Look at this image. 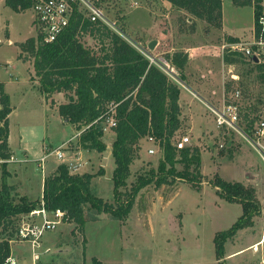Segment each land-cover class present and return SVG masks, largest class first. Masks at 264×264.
I'll return each mask as SVG.
<instances>
[{"label":"rangeland","instance_id":"obj_1","mask_svg":"<svg viewBox=\"0 0 264 264\" xmlns=\"http://www.w3.org/2000/svg\"><path fill=\"white\" fill-rule=\"evenodd\" d=\"M104 1L108 16L117 21L131 41L148 48L154 55L168 58L189 47L200 52L208 43L211 45L208 52L214 54L212 60H217L216 53L220 56L227 53L238 60L233 64L234 73H231L238 74L240 81L228 74L227 80L232 82L227 83L230 93L241 90L240 125L244 129L251 116L259 117L256 123L264 120V79L260 71L245 61L244 54L235 55L223 48L227 33L241 36V41L246 44L253 43L252 5H236L233 0H223V27L208 29L204 20L174 7L167 0ZM38 36L39 26L32 8L17 12L5 0H0V82L6 84L14 108L10 115V147L13 151L7 163L10 173L7 181L14 186L16 198L26 195L31 200L42 198L45 177L59 164L71 159L70 153L59 159L53 151L69 141L72 150L78 148L81 133L59 114L60 103L68 101L66 93V97L57 95L47 100L35 73L33 59L29 52L22 51L21 43ZM82 40H88L86 44L94 43L88 37ZM152 40L157 41L153 49L149 48ZM179 87L187 96L195 118L206 116L209 108L202 100L190 94L184 86ZM213 117L207 120L205 117L203 129L208 132L204 137L203 133L197 134L198 130L193 133L188 129L178 136L190 135L189 146L200 149L198 181L188 182L177 176L174 183L161 187H156L155 183L143 186L135 194V201L123 220L104 213L98 220L87 221L82 227L76 222L62 221L56 229L44 234L41 254L35 260L31 242L27 240L12 243L14 256L20 257L19 262L24 264H264V243L257 250L248 248L264 235L263 153L239 133L228 132L223 138L224 131L217 127ZM115 137L113 130L105 133L103 141L107 148L104 152L80 148L84 164L80 172L96 174L91 184L93 193L118 204L125 203L129 193L134 194L142 177L152 175L155 178L160 173L163 154L152 142L145 140L131 165L126 186L118 188V193L113 179L116 165L112 145ZM260 141L264 145V138ZM221 143L226 145L222 148ZM213 144L214 147L210 146ZM22 146L27 147L31 155L20 151ZM149 148L155 153H150ZM50 152L52 154L42 165V156ZM177 160L175 170H184L181 156L178 155ZM101 168L105 170L104 174L99 173ZM168 168L169 164L163 174L169 173ZM2 171L0 166V185ZM217 177L225 182H242L250 190L254 188L253 200L259 209L250 223L222 240L221 249L216 238H221V234L241 218L244 204L228 200L223 189L215 185ZM236 249L243 250L228 257Z\"/></svg>","mask_w":264,"mask_h":264},{"label":"trees","instance_id":"obj_2","mask_svg":"<svg viewBox=\"0 0 264 264\" xmlns=\"http://www.w3.org/2000/svg\"><path fill=\"white\" fill-rule=\"evenodd\" d=\"M167 1L193 17L204 20L209 25L208 29L223 26V0ZM233 1L236 5L254 7V33L259 37L262 30L259 19L264 15V0ZM5 2L17 12L32 7V0ZM100 2L105 8V1ZM85 37L91 38L93 45L86 44L88 40H82ZM226 38L230 42L239 40L231 35ZM20 45L22 51L29 52L33 59L35 73L46 99L52 98L57 92L66 93L68 101L59 105V114L81 132L78 148L98 152L106 150L107 145L103 141L105 116L111 105L116 104L114 114L118 123L111 130L116 135L112 155L116 165L113 179L118 193V188L126 186L131 165L145 140L149 141L152 137L163 157L159 163L161 174L155 178L152 175L142 177L141 185L135 187L134 194L129 193L125 203L121 201L114 204L96 196L91 186L96 174H73L65 163L59 164L45 177L40 200H31L26 195L16 198L14 186L7 181L10 174L7 163L12 157L9 137L13 106L5 85L0 82V166L3 168L0 185V264H5L11 256L12 243L19 239L23 218L40 207L42 201L49 212L61 210L65 213V221L76 222L82 227L87 221L98 220L104 213L123 220L135 201V194L148 184L155 183L156 187H161L166 183H174L177 176L188 182L198 181L201 174L200 149L190 146L177 149L176 145L178 136L186 129L180 104L181 88L159 67L151 64L128 40L103 22L91 21L76 9L69 27L54 42H43L39 32L38 37L29 38ZM234 54L241 55V52ZM25 59L28 60L26 57ZM167 59L179 69L185 79L188 53L175 52ZM224 59L226 63L238 61L227 53L224 54ZM245 59L258 68L264 79V59L260 62ZM229 92V84H226V93ZM258 120V116H251L244 126L245 132L251 133ZM210 146L214 147V144ZM178 155L185 164L182 171L175 170ZM167 164L169 173L163 174ZM99 173L104 174L105 170L101 168ZM215 185L223 189L228 200L244 204L241 218L230 230L221 234V238H216L221 249L222 240L239 227L250 223L251 217L259 209L253 200L254 188L251 191L242 182H225L219 177L216 178Z\"/></svg>","mask_w":264,"mask_h":264},{"label":"built area","instance_id":"obj_3","mask_svg":"<svg viewBox=\"0 0 264 264\" xmlns=\"http://www.w3.org/2000/svg\"><path fill=\"white\" fill-rule=\"evenodd\" d=\"M100 1L101 0H32L31 8L35 13V21L39 26L42 41L45 43H51L57 40V38L69 27L74 13L76 9H78L91 21H100L108 25L112 30L120 34L135 48H137L151 64L156 65L164 73H166L170 80H172L175 84L178 86L182 85L187 88L179 69L166 57L154 55L150 50H148V48H145L141 44H135V42L133 43V41H131L123 29L118 25L117 21L108 16ZM259 23L262 26V30L259 37L254 34L255 36L252 44H246L245 42L238 41L230 44H224L223 48H227L231 52H241L250 60H255L257 62L262 61L264 59V15L260 16ZM232 78L240 79V77L235 76V74H232ZM240 96L241 90L236 89L232 93L231 97L228 100L223 101L221 105L211 104L208 102H205V104L209 108V111L213 114L217 127L224 131L223 138H225V135L228 132L239 133L250 144L254 145L256 149L258 148L263 153L264 158V145L260 141L261 138H264V120L255 123L251 133L245 132L240 125ZM115 106L116 104L111 105L110 111L105 116L103 128L105 133L117 126L118 122L114 114ZM149 141L154 142V139L150 137ZM190 142V135H182L177 140V149H183L189 146ZM230 143L231 141H229V144ZM225 145L226 143H221L220 147L223 148ZM80 152V148L72 150V146L69 141L62 143L53 151V154L59 159H64L67 157V154L70 153L71 159L65 164H67L69 171L74 174L81 173L80 171L84 166ZM149 152L155 153V150L150 148ZM51 154L52 152L42 156V165L46 161V158ZM64 216L65 213L61 210H57L55 213L49 212L45 208L44 202L42 201L40 207L32 210L29 215L23 218L19 230L18 240H27L31 242L34 260L38 257V254H41L39 250L42 248L41 239L44 234L47 231L56 229L62 221L65 222ZM5 264H16V262L10 256Z\"/></svg>","mask_w":264,"mask_h":264},{"label":"crops","instance_id":"obj_4","mask_svg":"<svg viewBox=\"0 0 264 264\" xmlns=\"http://www.w3.org/2000/svg\"><path fill=\"white\" fill-rule=\"evenodd\" d=\"M227 35H231V34L227 33ZM233 37H238L239 38L238 41H241V36H233ZM7 43H10V41H7ZM230 43H233V42L228 41L226 38V41H224V44H230ZM209 50L211 51V45L208 43L205 44V46L200 50V52H196L197 50L195 47H189L188 49L185 50V52L189 54V60L184 69V77H185L184 81L186 83L187 89L190 92V94L200 98L204 104L205 102L215 104L216 102L214 101H217L219 102L217 104L221 105L223 101L228 100L231 97L232 93L235 91L234 90L231 93L229 92V94L226 93V84H228L227 82L230 83L231 81L230 78H229L230 80H227V77H228V74L231 75L232 73H234L233 72L234 63H226L223 53H222V56H220L219 53L218 54L216 53L215 54L216 58L218 56L217 60H212L214 59V54H212V52H208ZM196 59H200V60H196ZM235 76H238V74H235ZM235 80L238 81V79H235ZM2 83L5 85V90L8 93L6 84L4 82ZM57 95L66 97L65 93L63 92H57L53 96L56 97ZM11 102H12V98H11ZM62 103H65V102H61L60 104ZM180 104L182 105L183 117H185V120H186L185 128L193 133L196 130H198L197 134L203 133V137H204V134L208 132V131L204 132V129H203L205 126L204 124L208 118L212 119L213 115L211 114V112L208 110L206 116L199 115L198 119L195 118L194 113L189 108L190 105L188 104L187 96L182 94V88H181V94H180ZM205 117H206V120H205ZM205 130H206V127H205ZM10 137H11V128H10ZM10 137H9V143H10ZM230 144H232V141ZM21 150L28 152V149L25 146H22L20 148V151ZM28 153L31 155L30 151ZM263 239H264V235L262 234V238L259 241H256L255 243L250 245L248 248L254 247L253 249L257 250L258 249L257 247L264 243ZM12 248H13V244L11 247V258H13L16 264H24L22 263V261L21 263L19 262V260H21L20 257L14 256ZM242 250L243 249H240V250L236 249L235 251L230 253L228 257L238 254V252H241Z\"/></svg>","mask_w":264,"mask_h":264},{"label":"water","instance_id":"obj_5","mask_svg":"<svg viewBox=\"0 0 264 264\" xmlns=\"http://www.w3.org/2000/svg\"><path fill=\"white\" fill-rule=\"evenodd\" d=\"M156 44H157V41H156V40H152V41L149 43V48H151V49L155 48Z\"/></svg>","mask_w":264,"mask_h":264}]
</instances>
